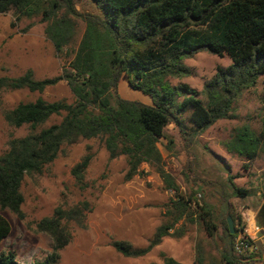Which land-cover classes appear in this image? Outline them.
<instances>
[{
  "label": "trees",
  "instance_id": "trees-1",
  "mask_svg": "<svg viewBox=\"0 0 264 264\" xmlns=\"http://www.w3.org/2000/svg\"><path fill=\"white\" fill-rule=\"evenodd\" d=\"M85 1L88 10H78L77 0H0V14L10 11L11 25L21 18L39 17L44 36L63 60L60 71L50 77L35 78L30 69L17 76H0V91L40 93L64 81L73 97L70 102L36 97L2 109L8 125L26 129L24 134L10 137L0 153V211L8 210L18 218H22L23 178L39 173L62 145L97 138L109 158L125 156V180L142 176L141 165L160 161L157 142L168 122L173 121L182 133L187 129L196 135L215 120L231 117L232 103L240 92L253 86L259 76L264 79V0ZM77 20L83 23V30L73 45ZM201 50L226 54L230 59L203 83L204 99L186 83L171 85L168 81L187 76L189 69L183 60ZM121 79L149 103L120 97L116 86ZM55 116L58 121L45 125ZM261 123L258 133L242 124L221 142L227 153L244 159L242 168L264 147V116ZM90 158L91 154L85 153L69 169L78 186L83 184ZM157 170L174 195L165 209V221L145 246L111 241L113 249L124 257L144 255L164 236L179 237L182 229L174 225L192 220V197H182L171 176ZM229 179L231 176H227L230 192L223 196L243 197L247 190ZM87 208L86 201L67 208L57 206L50 216L37 220L34 229L45 233L52 246L43 259L30 264H56L59 250L70 239L69 224L84 226ZM197 208L209 236L220 226L219 264H243L232 249L233 237L243 227L240 216L226 211L233 223V233H229L225 215L214 223L205 204ZM8 229L0 213V239ZM195 252L192 264H201L200 247ZM160 256V264H184L162 252ZM246 262L254 264L253 256L248 255ZM0 264L25 263L7 251L0 253Z\"/></svg>",
  "mask_w": 264,
  "mask_h": 264
},
{
  "label": "rangeland",
  "instance_id": "rangeland-1",
  "mask_svg": "<svg viewBox=\"0 0 264 264\" xmlns=\"http://www.w3.org/2000/svg\"><path fill=\"white\" fill-rule=\"evenodd\" d=\"M76 8L88 10L86 1L77 0ZM11 21L10 11L0 14V76H17L26 69H30L35 78L57 74L63 60L55 54L44 36V23L39 21V17L21 18L12 25ZM82 30L83 23L77 20L73 45ZM183 63L189 74L168 78L169 83H186L204 99L203 83L212 77L217 67H226L230 59L226 54L217 56L201 50L185 58ZM116 93L122 98L149 103L147 97L135 93L124 80L117 84ZM36 97L46 101L73 100L64 81L40 93L26 89L1 90L0 153L5 150L10 137L20 136L26 130L8 125L2 118V109L19 102L33 101ZM232 108L231 117L215 120L196 135H191L187 129V133H182L173 121L168 122L163 128V137L157 142L160 161L154 165H141L144 174L128 180L123 177L127 168L125 156L109 158L99 139H78L72 144L62 145L56 157L39 173L23 178L22 218L5 209L0 211L9 225L7 233L0 239V253L11 251L17 261L25 264L43 259L51 251V240L45 233L36 231L34 223L50 216L57 206L67 208L86 201L88 208L84 211V226L74 222L69 224L70 239L59 250L56 264H160V252L178 262L192 264L197 246L202 252L201 264H219L220 226L218 224L209 236L198 218L197 206L205 204L214 223L224 215L226 217V211L240 216L232 206H221L214 183L221 185L222 191L228 194L230 184L227 176H231L229 180L233 184L240 185L243 170L252 168L253 164L260 166L264 161V147L261 146L254 159L242 168L244 159L227 153L221 146L237 126L247 124L256 133L261 130L264 116L262 76L253 86L240 92ZM58 120L59 117L55 116L45 125ZM85 153L91 154V158L84 172L83 184L78 186L69 169ZM158 168L171 176L182 197H192V220L186 219L174 225L182 229L179 237L164 236L144 255L124 257L113 249L111 241L124 240L133 247L145 246L155 229L165 221V209L174 195L164 185ZM246 254L234 253L243 264H250L241 259Z\"/></svg>",
  "mask_w": 264,
  "mask_h": 264
},
{
  "label": "crops",
  "instance_id": "crops-1",
  "mask_svg": "<svg viewBox=\"0 0 264 264\" xmlns=\"http://www.w3.org/2000/svg\"><path fill=\"white\" fill-rule=\"evenodd\" d=\"M121 81L123 80H119L118 83ZM240 179V185L236 182L234 184L247 190L243 197H224L221 185L214 183L215 192L220 197L221 206H232L238 211L242 222L244 218L247 219L244 226L248 232L252 233L253 225L259 228L258 233L251 234L255 250L243 255L241 259L245 261L248 255H252L254 264H264V161L260 166L253 164L252 168L244 169Z\"/></svg>",
  "mask_w": 264,
  "mask_h": 264
},
{
  "label": "built area",
  "instance_id": "built-area-1",
  "mask_svg": "<svg viewBox=\"0 0 264 264\" xmlns=\"http://www.w3.org/2000/svg\"><path fill=\"white\" fill-rule=\"evenodd\" d=\"M246 218L243 220V227L240 231H238L235 236L233 237L232 241V249L233 252L236 254L240 253H248L255 250V246L253 243V237L251 234L258 233L259 228L257 226H252V233L248 232L247 229L244 226V223H246ZM264 246V243H263Z\"/></svg>",
  "mask_w": 264,
  "mask_h": 264
},
{
  "label": "water",
  "instance_id": "water-1",
  "mask_svg": "<svg viewBox=\"0 0 264 264\" xmlns=\"http://www.w3.org/2000/svg\"><path fill=\"white\" fill-rule=\"evenodd\" d=\"M225 218H226V225L229 230V233H233V223H232L231 218L228 215Z\"/></svg>",
  "mask_w": 264,
  "mask_h": 264
}]
</instances>
